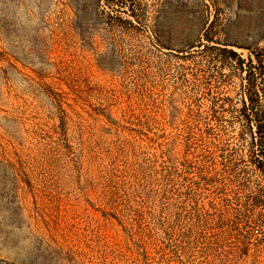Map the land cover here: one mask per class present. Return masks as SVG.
<instances>
[{
  "label": "rangeland",
  "instance_id": "rangeland-1",
  "mask_svg": "<svg viewBox=\"0 0 264 264\" xmlns=\"http://www.w3.org/2000/svg\"><path fill=\"white\" fill-rule=\"evenodd\" d=\"M231 50L264 0H0V264H264Z\"/></svg>",
  "mask_w": 264,
  "mask_h": 264
},
{
  "label": "trees",
  "instance_id": "trees-1",
  "mask_svg": "<svg viewBox=\"0 0 264 264\" xmlns=\"http://www.w3.org/2000/svg\"><path fill=\"white\" fill-rule=\"evenodd\" d=\"M229 53L236 57V67L246 71L245 93L241 108L235 116L242 125V139L244 133H249L247 144L244 140V144L241 145L247 147L250 164L264 175V86H260L261 81H264V72L260 68L262 60L258 54H255L257 64H253L252 59L249 58L247 68L244 69V60L232 50ZM252 126L255 127L254 134L251 132ZM255 202L256 205L264 206V199L259 198Z\"/></svg>",
  "mask_w": 264,
  "mask_h": 264
}]
</instances>
